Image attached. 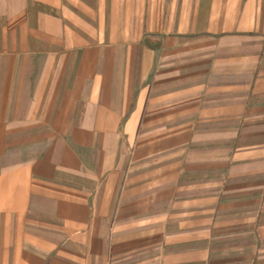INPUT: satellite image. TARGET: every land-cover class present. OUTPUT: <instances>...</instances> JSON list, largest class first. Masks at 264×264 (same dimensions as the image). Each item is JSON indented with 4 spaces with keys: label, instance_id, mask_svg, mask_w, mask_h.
<instances>
[{
    "label": "crops",
    "instance_id": "0c3cea01",
    "mask_svg": "<svg viewBox=\"0 0 264 264\" xmlns=\"http://www.w3.org/2000/svg\"><path fill=\"white\" fill-rule=\"evenodd\" d=\"M0 264H264V0H0Z\"/></svg>",
    "mask_w": 264,
    "mask_h": 264
}]
</instances>
